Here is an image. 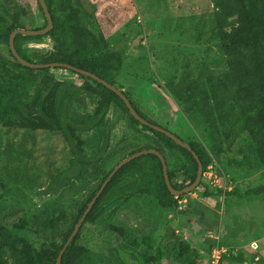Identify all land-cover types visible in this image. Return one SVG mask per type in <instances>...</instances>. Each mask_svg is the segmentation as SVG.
<instances>
[{
  "label": "trees",
  "instance_id": "1",
  "mask_svg": "<svg viewBox=\"0 0 264 264\" xmlns=\"http://www.w3.org/2000/svg\"><path fill=\"white\" fill-rule=\"evenodd\" d=\"M44 1L51 16L52 29L41 36L17 34L13 39L17 54L29 63L68 64L88 71L119 89L115 78L123 58L120 53L108 49L103 35L94 33L86 26L90 17L79 1ZM209 1L212 5L213 35L226 70L165 84L171 100L180 108L189 124L200 130L201 143H184L189 145L202 164L201 180L197 187L203 185V192H197L196 188L189 194L174 197L167 189L157 156L147 154L133 159L122 166L100 192L62 254L60 264H126L121 254L128 255L136 264H157L164 260L168 264H197L196 250L182 238L181 227L179 230L173 228V221L166 219L168 215L185 217L184 222L188 224L191 218L199 217L208 224L213 219L212 214L202 212L196 202L190 200L196 192L200 199L212 195L221 197L222 200L215 206L219 212L231 200L250 202L255 199L264 203V184L247 190L234 187L227 191L223 187L225 189L210 191L204 178V173L210 172L208 165L213 160L210 156L215 157L220 167L237 164L249 170H264V0ZM38 10L43 22L34 26L25 9H17L5 0L0 6V127L6 131L22 130L25 134L49 132L62 138L68 149V165L50 177L49 187L52 190L66 187L65 192L70 195L64 197L65 202L72 209L67 212L56 203L55 206L45 205L30 218L17 217L13 210L0 214V264H56L59 252L88 204L113 168L126 157L143 150L159 152L165 159L168 178L174 190L192 184L198 170L191 152L176 145L163 133L141 125L129 114L123 101L100 83L68 70L83 80L76 86L55 79L51 69L22 66L11 54L9 36L16 29L45 28L47 21L39 4ZM43 38L50 40L48 50L29 46L30 42ZM79 93L96 101L97 106L91 113L81 114L74 108L75 103L77 107L84 103ZM122 93L142 119L159 126L137 107L127 92ZM111 105L120 109L130 124L154 135V144L138 148L122 146L108 152L110 122L107 113ZM98 126L103 131L101 145L95 153L85 156L81 149V134ZM243 138L249 144L247 155L241 148ZM171 148L182 156V163L176 169H169L163 151ZM121 153L120 161L105 171L103 164ZM219 171L212 170L211 177H220ZM180 178L182 182L178 183ZM183 200H186L184 204L181 203ZM138 203L151 219H156L155 223L166 221L157 242L153 239L154 232L149 230L150 225L148 230H142L115 223L120 213ZM85 226L97 234L106 231L110 235L111 238L100 240L102 250H91L82 240L90 233L85 232ZM225 226L220 222L217 233L221 234L223 228L226 230ZM27 231L42 238L43 243L39 248H35L22 234ZM224 237L221 240L217 235L211 237L206 264H209L213 247L222 251L219 264L224 260L232 264V259H240L239 253H234L236 243L227 242ZM253 260L255 264H264L259 257Z\"/></svg>",
  "mask_w": 264,
  "mask_h": 264
},
{
  "label": "rangeland",
  "instance_id": "2",
  "mask_svg": "<svg viewBox=\"0 0 264 264\" xmlns=\"http://www.w3.org/2000/svg\"><path fill=\"white\" fill-rule=\"evenodd\" d=\"M5 1L17 9H25L34 26L43 22L37 0ZM78 1L90 17L86 26L94 33L103 35L108 43V49L120 53L123 58L119 74L115 78L117 87L122 92H127L137 107L162 129H167L166 131L177 136L182 142L188 141L194 145L201 143L200 130L189 124L186 116L171 100L165 84L169 81L199 78L202 75L217 74L226 70L222 62L223 56L213 35L210 1ZM2 2L3 0H0V6ZM29 46L46 51L50 48V40L43 38L40 41H32ZM50 72L59 81L71 82L76 86L83 82L66 69H51ZM154 91L165 97L164 106H158L154 102L152 95ZM78 96L84 98V103L80 107L75 103L74 108L81 114L91 113L96 108V101L80 93ZM107 119L110 122L108 152L116 151L122 146L138 148L154 144V135L130 124L127 116L114 105L109 107ZM102 132V127L98 126L81 134L83 155L90 156L97 151L101 145ZM241 148L247 155L249 144L244 138L241 141ZM163 151L169 169H176L181 165L182 156L176 149ZM206 153L209 154L207 150ZM67 156L68 149L58 134L43 131L25 134L22 130L6 131L0 127V214L13 210L16 216L18 214L17 217L30 218L45 205L55 206L56 203L63 206L67 212L71 211V205L65 202L66 196L70 195L65 192L66 187L56 190L49 187L50 177L67 167ZM121 158L122 153L106 161L103 164L105 171H109ZM210 158L213 159L208 165L210 172L216 170L218 173L220 168L221 174L220 177L219 175L211 177L210 172L204 173L210 191L223 187H226L227 191L234 187L247 190L264 184V170H249L248 167L237 164L220 167L214 156ZM180 182L181 178L178 179V183ZM203 190V185L197 187V192L201 193ZM197 192L191 195L190 200L195 201L202 212L206 211L213 216L208 224L197 217V224L201 223L203 227L202 236L192 237L189 224L184 222L185 217L180 218L174 214L166 218L173 221L174 229L179 230L181 227L182 238L197 252L196 263L206 264L205 258L213 235H217L220 240L225 236L227 242L236 243L233 249L235 254L239 253L240 259L237 261L232 259V264H255L253 259L257 260V257L261 258V262L264 261V203L255 199L250 202L243 199L234 202L231 200L219 212L215 206L222 200L221 197L212 195L200 199L196 195ZM184 202L186 200L181 203ZM155 222L156 219H151L140 203L120 213L115 220V223L132 229L143 230L150 225L149 230L154 232L153 239L157 242L166 221ZM220 222L226 224V230L223 228L222 233L218 234L216 230ZM86 231L90 233L87 237L83 236L82 240H85L88 248L94 251L102 250L100 240L111 238L106 231L97 234L89 226H85ZM22 234L35 248H39L43 243L42 238L35 236L32 231ZM178 236L177 234L176 237ZM120 256L126 264H136L128 255ZM157 264L168 263L164 260L158 261ZM222 264L230 262L224 260Z\"/></svg>",
  "mask_w": 264,
  "mask_h": 264
},
{
  "label": "water",
  "instance_id": "3",
  "mask_svg": "<svg viewBox=\"0 0 264 264\" xmlns=\"http://www.w3.org/2000/svg\"><path fill=\"white\" fill-rule=\"evenodd\" d=\"M39 6L42 9V12L46 18L47 21V26L41 30H25V29H16L14 31L11 32L10 36H9V48L11 51L12 56L24 67L30 68V69H54V68H64L67 70H70L72 72H75L77 74H80L82 76L88 77L98 83H100L101 85L105 86L108 90H110L111 92H113L116 96H118L123 103L125 104L126 108L129 111V114L136 120L138 121L141 125L147 126L157 132L163 133L166 137H168L169 139H171L176 145L186 149L187 151L191 152L194 159L197 162L198 165V170H197V175L196 178L194 180V182L192 184H190L189 186L181 189V190H174L170 184L169 178H168V173H167V166H166V162L164 157L157 151L155 150H143L140 151L136 154H133L129 157H126L124 159H122L114 168L113 170L110 172V174L108 175L107 179L103 182L102 186L100 187V189L98 190L97 194L95 195V197L91 200V202L88 204L86 210L84 211V213L82 214V216L80 217V219L78 220L77 224L75 225L71 235L69 236L68 240L66 241V243L64 244L63 248L61 249V251L58 254L57 257V261L56 264H60L61 262V257L62 254L64 253V251L66 250L67 246L69 245V243L72 241L73 237L75 236V234L77 233L79 227L81 226V224L83 223L86 215L88 214V212L90 211L93 203L95 202L96 198L98 197V195L100 194V192L103 190V188L105 187V185L108 183V181L112 178V176L125 164L129 163L130 161H132L133 159L140 157L142 155H147V154H152L155 155L159 158L161 165H162V172H163V177H164V181L165 184L167 186L168 191L170 192L171 195H173L174 197H179L183 194H189L190 192L194 191L197 186L199 185V182L201 180V175H202V164L200 162V160L198 159V157L193 153V151L191 150V148L189 147V145H187L186 143L182 142L179 138H177L175 135L171 134L170 132L160 128L159 126H155L153 124H150L149 122L145 121L144 119H142L137 113L136 111L132 108L131 104L129 103L128 99L124 96V94L122 93L121 90L117 89L116 87L108 84L106 81L102 80L101 78L97 77L96 75L85 71V70H81L78 68H75L73 66H70L68 64H61V63H50V64H35V63H29L25 60H23L16 52L15 48H14V44H13V39L17 34H21L23 36H41V35H45L47 34L53 27L52 24V20H51V16L47 10L46 4L44 0H37ZM153 97H154V102L158 105V106H164L165 105V97L162 96L161 94H159L158 92L154 91L152 93ZM168 104V103H167ZM197 218L193 217L189 220V228L192 232V237L196 238L199 236H202V233L200 232L202 227L199 226L197 224Z\"/></svg>",
  "mask_w": 264,
  "mask_h": 264
},
{
  "label": "built area",
  "instance_id": "4",
  "mask_svg": "<svg viewBox=\"0 0 264 264\" xmlns=\"http://www.w3.org/2000/svg\"><path fill=\"white\" fill-rule=\"evenodd\" d=\"M208 169H210V167H208ZM221 253L222 251L220 249L213 247L210 253L209 264H219Z\"/></svg>",
  "mask_w": 264,
  "mask_h": 264
},
{
  "label": "flooded vegetation",
  "instance_id": "5",
  "mask_svg": "<svg viewBox=\"0 0 264 264\" xmlns=\"http://www.w3.org/2000/svg\"><path fill=\"white\" fill-rule=\"evenodd\" d=\"M201 226V225H200ZM200 232H203V228L201 229V231Z\"/></svg>",
  "mask_w": 264,
  "mask_h": 264
}]
</instances>
